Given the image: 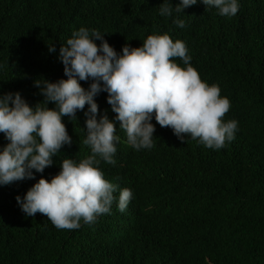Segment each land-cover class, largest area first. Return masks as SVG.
Segmentation results:
<instances>
[{
	"label": "trees",
	"instance_id": "1",
	"mask_svg": "<svg viewBox=\"0 0 264 264\" xmlns=\"http://www.w3.org/2000/svg\"><path fill=\"white\" fill-rule=\"evenodd\" d=\"M162 2L0 0V94L19 92L30 106L43 101L34 81L67 79L59 49L80 27L104 33L117 53L125 44L141 46L154 32L168 33L186 44L202 81L218 85L229 99L223 119L238 122L235 139L215 150L187 135L178 139L153 118L154 146L136 151L114 121L116 164L101 161L99 167L119 189H131L132 198L123 213L114 202L111 214L68 230L39 212L27 216L15 199L41 176L55 175L62 158L91 154L82 130L88 106L77 111V121L62 117L72 143L53 165L33 179L0 186V264H264V0H238L232 17L200 0L162 17ZM79 83L87 90L91 80ZM106 97H94L97 118L114 120ZM7 143L0 133V147Z\"/></svg>",
	"mask_w": 264,
	"mask_h": 264
},
{
	"label": "clouds",
	"instance_id": "2",
	"mask_svg": "<svg viewBox=\"0 0 264 264\" xmlns=\"http://www.w3.org/2000/svg\"><path fill=\"white\" fill-rule=\"evenodd\" d=\"M200 2L224 17L236 15L240 7L238 0ZM196 3L179 0L173 6L171 0H163L158 12L170 17ZM173 23L185 26L180 18ZM103 34L86 27L72 32L58 56L67 79L35 80L34 86L44 97L40 103L30 106L19 92L0 94V133L8 141L0 147V186L33 179L34 173H43L53 165V157L72 143L62 117L77 121V111L88 106L82 130L86 134L83 144L91 154L78 161L62 158L55 175L49 179L41 176L23 198L15 197L27 216L44 214L58 229H78L81 222L94 224L98 216L111 214L114 202L120 212L126 211L131 189H119L104 178L99 167L101 161L116 164L119 137L114 121H119L127 143L136 151L154 146L153 118L161 127L171 128L178 139L183 141L187 135L215 150L234 140L238 130L236 120L223 119L230 109L229 99L220 95L218 85L202 81L183 41L154 32L141 46L125 44L117 53ZM48 50L55 52V47L51 45ZM88 80L91 83L86 90L79 81ZM100 92L107 93V103L116 114L114 120L106 114L97 118L94 97ZM49 101L54 103L53 109L46 106Z\"/></svg>",
	"mask_w": 264,
	"mask_h": 264
}]
</instances>
